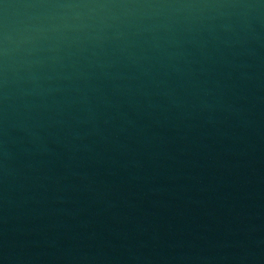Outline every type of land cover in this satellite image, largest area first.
Wrapping results in <instances>:
<instances>
[{"label":"water","instance_id":"obj_1","mask_svg":"<svg viewBox=\"0 0 264 264\" xmlns=\"http://www.w3.org/2000/svg\"><path fill=\"white\" fill-rule=\"evenodd\" d=\"M0 264H264V0H0Z\"/></svg>","mask_w":264,"mask_h":264}]
</instances>
